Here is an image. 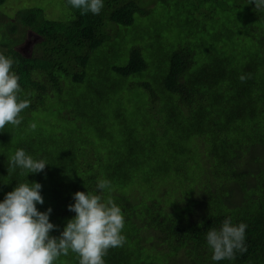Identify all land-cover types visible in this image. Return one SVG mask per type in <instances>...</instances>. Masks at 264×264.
Masks as SVG:
<instances>
[{"label": "trees", "instance_id": "trees-1", "mask_svg": "<svg viewBox=\"0 0 264 264\" xmlns=\"http://www.w3.org/2000/svg\"><path fill=\"white\" fill-rule=\"evenodd\" d=\"M138 1L104 0L98 15H81L64 0L71 13L67 21L47 19L40 8L26 7L0 24L5 34L0 54L13 59L12 71L22 89L18 97L30 101L19 126L0 130V201L17 183L38 182L44 203L36 207L41 212L50 207L49 220L60 228L75 215L67 206L77 190L111 198L124 216L126 242L110 248L104 264H142L152 254L162 264L179 252L190 264H264V21L247 24L263 30L252 38L256 54L238 66L222 40L202 59L187 43L170 49L151 41L157 54L167 55L153 84L152 79L140 80L148 68L140 47L131 48L123 65L91 68V57L98 60L97 50L111 39L122 36L119 48L127 47L125 32L118 27L131 25L135 13L145 14ZM149 1L147 7L158 0ZM190 1L212 22L239 11L264 19V11H255L248 0ZM203 2L212 3V9L201 7ZM204 23L200 28L205 31ZM5 29L17 37H6ZM21 29L40 37L30 54L14 47ZM103 70L110 84L112 73L139 80L128 86L143 90L142 110L128 114L130 108L117 94L126 84L110 90L97 85ZM88 72L95 78L89 79ZM242 75L248 77L243 82ZM52 101L60 106L54 129L47 130L37 116H44ZM17 149L48 164L35 174L22 175L25 170L19 167L9 170ZM101 179L110 188L98 189ZM169 182L174 191L161 194L156 186ZM138 187L148 194L138 195ZM228 217L233 224L247 225V250L236 251L234 259L214 261L206 232L219 230ZM147 243L151 253L142 257Z\"/></svg>", "mask_w": 264, "mask_h": 264}, {"label": "clouds", "instance_id": "clouds-1", "mask_svg": "<svg viewBox=\"0 0 264 264\" xmlns=\"http://www.w3.org/2000/svg\"><path fill=\"white\" fill-rule=\"evenodd\" d=\"M255 4V11H264V0H248ZM68 4L79 9L81 15L91 12L98 15L104 0H68ZM13 59L0 54V130L6 125L19 126L21 112L30 106L27 99H19L22 91L19 76L12 71ZM247 76H240L245 81ZM32 124L31 128L35 129ZM43 159L37 160L17 149L9 159V170L19 167L22 175L39 173L45 169ZM41 184L20 182L0 201V264H54L61 255L69 251L76 253L79 264H104L103 257L110 248L122 247L126 237L122 235L124 216L121 208L111 199L101 195L77 190L72 194L74 202L68 210L75 215L68 219L59 236L49 235L56 228L49 220L51 208L39 211L43 204ZM97 188H110V182L101 179ZM245 223L233 224L231 217L223 220L219 230L209 228L206 232L208 246L214 261L234 259L236 251L247 250Z\"/></svg>", "mask_w": 264, "mask_h": 264}, {"label": "rangeland", "instance_id": "rangeland-1", "mask_svg": "<svg viewBox=\"0 0 264 264\" xmlns=\"http://www.w3.org/2000/svg\"><path fill=\"white\" fill-rule=\"evenodd\" d=\"M155 0H151L154 2ZM150 1L139 0L138 6H140L145 12L144 15L138 13L134 14V22L129 26H121L118 28L125 32L124 38L126 39L127 47L125 49L119 48L123 41V37L111 39L102 49L100 48L98 53H100L98 60H94V57L90 59L91 68L96 71L100 68H109L112 65H123L127 62L129 52L132 47H140L141 52L148 63V68L140 79L141 82H149L153 84L154 76L159 77L161 69L166 66L167 55L163 51L162 54H157L154 51V44L151 41L159 44H168L170 49L176 47L182 43H187L194 50L197 56L202 59L207 56V53L215 49V45L218 46L220 43L218 41L225 42V49L227 52L235 59L233 61L237 66L239 64H244L250 58H252L256 51L258 50V45L252 43V38L262 31L263 28L255 29L254 26L249 27L247 24L259 25L264 21L263 16H258L255 14H249L244 11H239L237 16L227 15L223 13L220 17L219 22H212L206 19L202 14L205 13L203 9L196 10L194 6L195 1L190 0H164L165 5H162V0L156 1L154 4ZM203 8L212 9L213 4L209 2L199 3ZM26 7H36L43 11L44 16L50 20L67 21L71 18L70 10L64 3V0H5L4 3L0 5V24L8 21V16H12L17 10ZM201 22L204 23L206 30L200 28L202 27ZM244 27L240 29L239 27ZM247 30H246V29ZM6 37H17V33L14 35L5 29ZM2 32H0V39L3 37ZM194 35L191 42H188V38ZM40 37L34 34L30 30L21 29V34L19 37V42L14 46L16 49L24 54H30L32 47ZM152 49V52L150 51ZM5 49L0 45V51ZM109 49V50H108ZM124 51V53H123ZM152 53V55H151ZM169 53V52H168ZM123 54V55H122ZM90 68L89 65L87 67ZM104 75H108L107 70L102 71L101 77L98 78V86L102 90H110L111 87L116 85L126 84L121 92L122 103L124 107H129L127 110L130 117L137 114L142 110L146 96L137 87H130L128 83L131 81L138 82L139 80L135 76H128L124 78H117L113 73L111 77L114 79L112 84H110L109 77L105 78ZM95 78V76H90L88 72V78ZM97 78V77H96ZM155 81V80H154ZM52 106L48 107V111H44L43 115L37 116V123L44 126L47 130L54 129L52 126L53 122H57L54 115H57V108L60 106L59 103L52 101ZM52 116V117H51ZM60 120H58L59 122ZM206 157H204L205 159ZM171 182V180H170ZM165 183L163 186H156L160 190L161 194L165 192L170 194L174 191L171 186L172 183ZM175 186V185H174ZM140 193L136 192L138 195H147L143 189L138 187ZM45 192V190H44ZM44 197V195H43ZM66 209L65 206H63ZM70 215L67 214L63 219H67ZM54 225L58 223L55 221H50ZM65 223L60 228H54L50 231L49 235L59 236L60 231L63 229ZM150 244L147 243L142 250V257L146 254L151 253ZM161 247H158L160 249ZM161 259L157 256L150 255L144 259L142 264H156ZM167 261L162 264H172L173 261L176 264H190L187 257L179 252L176 256L166 258ZM132 262L138 264L136 261ZM54 264H79V257L76 253L69 251L67 256L61 255L54 262Z\"/></svg>", "mask_w": 264, "mask_h": 264}]
</instances>
